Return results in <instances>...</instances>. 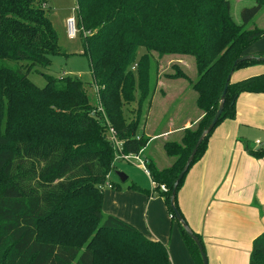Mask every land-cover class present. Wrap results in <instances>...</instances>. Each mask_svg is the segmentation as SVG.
Wrapping results in <instances>:
<instances>
[{
  "label": "trees",
  "instance_id": "trees-1",
  "mask_svg": "<svg viewBox=\"0 0 264 264\" xmlns=\"http://www.w3.org/2000/svg\"><path fill=\"white\" fill-rule=\"evenodd\" d=\"M48 1L0 0V264H171L163 242L103 212L107 183L120 189L108 181L117 160L109 127L124 154L142 153L149 160L153 190L134 184L128 189L148 197L158 190L175 218L174 184L219 108L234 63L264 38V29L247 28L264 4L244 7L237 25L228 0H76L83 56L99 99L95 105L78 78L56 81L43 73V88L30 80L32 73L48 69L54 56H69L59 43ZM180 57L193 59L195 81L178 63L165 77L187 81L203 115L179 140L164 143L173 162L159 168L147 156L150 138L139 131L154 89L153 71L157 79L163 59ZM259 63L264 62L245 61L235 70ZM244 93L264 94V74L230 82L219 121L189 170L206 154L214 130L235 119L236 101ZM131 106L134 115L128 117ZM249 153L264 156L262 149ZM186 175L175 207L187 223L177 199ZM160 185L168 191L161 192ZM179 228L191 258L203 264L197 245L180 223ZM249 264H264V233L252 242Z\"/></svg>",
  "mask_w": 264,
  "mask_h": 264
},
{
  "label": "rangeland",
  "instance_id": "rangeland-1",
  "mask_svg": "<svg viewBox=\"0 0 264 264\" xmlns=\"http://www.w3.org/2000/svg\"><path fill=\"white\" fill-rule=\"evenodd\" d=\"M231 5V17L237 25H241L240 13L244 7H252L257 2L264 4V0H228ZM46 7L52 11L51 20L54 28L57 30L60 37L61 47L69 54V56H54L52 58V65L46 70H40V73L35 72L30 75V80L40 88L45 87L46 79L42 75L47 74L54 79H61L64 77L78 78L86 85V90L90 97L91 103L97 105L99 99L96 93V86L93 84V78L91 74L90 64L87 57L83 56V44L81 41L82 32L77 27L78 33L74 39H70L67 36L66 21L68 18H75L78 21L77 3L76 0H49ZM255 26L264 29V8L247 28H254ZM257 43H264V38L259 39ZM165 66H160L159 76L156 79V72L152 73L151 89H153L152 96L150 97L149 104L147 103L143 110V119L140 128V133L144 134L143 121L147 117L148 110L152 104L153 96L157 91L160 101H164L168 96L171 102L164 103L162 108L159 109V104H156L153 108V115L156 117V122L161 126L160 131L164 130L167 125L168 119L176 112H181L186 115L189 111L196 108V92L191 89V86L187 81L183 79H172L165 77V75H173L171 67L178 61H173L171 58L163 59ZM179 60L185 61V67L181 68L188 76L190 81H195L196 72L194 61L191 57L179 58ZM179 65V64H178ZM264 74V63L252 64L248 67L237 69L232 75V83L245 81L249 78L256 77ZM61 81V80H60ZM59 81V82H60ZM163 82L164 88L172 87L171 85L177 81L180 82L184 88L183 93H178V96L168 94L162 89L158 88V84ZM156 83V85H155ZM166 87V88H167ZM186 92V94H185ZM162 93V94H161ZM183 100V101H182ZM167 102V100L165 99ZM169 101V100H168ZM182 101V102H181ZM238 103V99L236 104ZM131 106L128 113V117H132L134 113H131ZM197 109V108H196ZM202 112V111H201ZM261 117L251 120L248 123V127L242 128L245 134L242 133L239 138L243 140V143L247 144L248 150H254L260 144L264 143V121L261 118L264 117V109ZM203 113V112H202ZM159 118L165 120L159 123ZM261 123H260V121ZM241 130V131H242ZM242 144L244 148V144ZM264 152V147H263ZM138 161H131L130 163L123 160H115V169L108 176V181L111 184L119 185V190H113L106 186L103 194L105 197H111L112 201L117 202L119 208L118 213L122 214L121 219L134 225L145 237L150 239H157L163 242L170 255L171 264H197L190 256L187 247L182 239L179 222L171 217V212L168 210L165 199L159 197V191L155 190L153 194V200L148 203V196L138 191H133V197L130 198L127 193L123 191H132L128 189L131 184H134L144 190H151L154 188L150 175L138 167ZM245 176L240 196H243L247 202L246 217L251 218V214H256V217L261 223L264 224V217H261L259 207L264 206V156L260 159L252 156L248 157L245 164ZM118 173L124 174L128 177L125 183H122ZM190 170L187 172L189 175ZM118 191V192H116ZM120 191V192H119ZM184 192V187L178 191L177 199L181 212L183 213L188 225L192 230L195 229L190 225L186 213L181 205V196ZM114 194H119L116 198ZM197 214V212H196ZM195 214V215H196ZM124 215V216H123ZM207 215V207H204V211L201 213V224L204 223ZM258 221V222H259ZM196 232V231H195ZM246 229H241L238 226L232 225L226 229V238L219 241L218 247L214 248V256L219 257L218 261L213 262L212 255L208 254L206 247L204 248L208 264H249L250 252L252 248V242L254 240L247 238ZM213 259V260H212ZM217 260V259H216ZM218 262V263H217Z\"/></svg>",
  "mask_w": 264,
  "mask_h": 264
},
{
  "label": "crops",
  "instance_id": "crops-1",
  "mask_svg": "<svg viewBox=\"0 0 264 264\" xmlns=\"http://www.w3.org/2000/svg\"><path fill=\"white\" fill-rule=\"evenodd\" d=\"M257 42L248 49V54L264 53V43ZM177 61L180 67H185V61ZM157 86L158 88L163 87L164 92L170 91L167 92V95L178 96V93L184 92V88L179 81L174 82L170 88L167 86V88H164L163 82L160 81ZM165 99L160 101L156 91L147 117L143 121L144 135L150 138L146 149L147 156L152 158L159 168L170 166L173 162L165 154L164 143L171 140H179L182 131L194 127L203 115L198 107H196L197 109H192L193 111H189L186 115L176 112L168 119L166 128L160 131L159 128L161 126L156 122L153 108H155L156 104H159L160 109L164 103H169L172 100H170L169 96ZM263 109L264 94H241L236 104L235 119L225 120L214 130L209 139L206 154L190 168V173L186 175L182 185L184 187V192L181 196L182 208L190 225L196 232L192 231L201 236L208 254L212 255L214 259H212L213 262L219 260L218 256H214V248L218 247L220 240L227 237V227L236 225L241 229L248 230L247 238L250 239H255L264 233V224L257 219L256 214L252 213L249 219L246 217L248 202L243 196H240L242 185H245L244 166L251 155L249 153L250 150L247 149V144H244L243 140L239 138L242 133L245 134L242 128L248 127V123L251 120H257V118L261 117ZM164 120L165 118H159V123ZM261 121H264V117L261 118ZM241 143L244 144V148ZM260 146H262L260 149L263 150L264 143L258 147ZM258 147L251 151H258ZM152 190L153 188L150 191ZM125 192H129L127 194L130 198L137 199V197H133L135 196L132 193L133 191H123L122 193ZM117 196L120 195H113L115 198ZM152 198L151 196L148 197V203L153 200ZM116 204L117 202L112 201L111 197L104 196L103 212L107 215L121 217L122 214L118 213L119 208ZM204 207H207V215L204 223L201 224V213L204 211ZM261 208L259 207L258 210L261 217H264V211Z\"/></svg>",
  "mask_w": 264,
  "mask_h": 264
},
{
  "label": "water",
  "instance_id": "water-1",
  "mask_svg": "<svg viewBox=\"0 0 264 264\" xmlns=\"http://www.w3.org/2000/svg\"><path fill=\"white\" fill-rule=\"evenodd\" d=\"M245 61L264 62V57H258L256 55H246V56L242 57L241 59H238L234 63V68L231 70V72L229 73V75L227 77V81H226L223 93L221 95V98H220L219 108H218L212 122L210 123L209 127L203 131L202 135L200 136L199 140L197 141V144L195 145L193 151L191 152V154H190L182 172L180 173L177 181L175 182L174 187H173L172 192H171V204L170 205H171V208L175 214V219L180 223V225L182 226V228L186 232V234H188L190 236V238L194 241V243L197 245L203 264H208L207 256H206V253L204 251L203 245L201 244L199 238L194 234L192 229L189 227V225L185 222V220L183 219L179 210L175 207V197H176L178 185H179L180 181L182 180V178L184 177V175L188 172L190 165L193 163L199 146L201 145V143L203 142L205 137L213 131V129L215 128V126L217 125V123L219 121V118H220V116L224 110L226 93H227L229 84L231 82L232 75L235 71V67L238 64L245 62ZM261 147L262 146L258 147L257 150H259ZM118 176H119L122 183H125L127 181L128 177H126L124 174L118 173Z\"/></svg>",
  "mask_w": 264,
  "mask_h": 264
},
{
  "label": "built area",
  "instance_id": "built-area-1",
  "mask_svg": "<svg viewBox=\"0 0 264 264\" xmlns=\"http://www.w3.org/2000/svg\"><path fill=\"white\" fill-rule=\"evenodd\" d=\"M66 27H67V36L70 39H74L77 36L78 29H77V21L75 18H68L66 21ZM101 109V108H100ZM109 136H110V141L113 143L114 148L116 150L117 160H123L127 162L131 161H138L139 165L138 167L143 169L144 172H146L148 175H150L149 171V160L140 154H124L123 153V143L118 140L117 138V133L113 128L109 127ZM154 184V183H153ZM107 186L110 187V184L107 183ZM160 191L161 192H167V188L165 185H160ZM172 217V215H171Z\"/></svg>",
  "mask_w": 264,
  "mask_h": 264
}]
</instances>
